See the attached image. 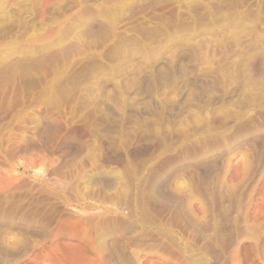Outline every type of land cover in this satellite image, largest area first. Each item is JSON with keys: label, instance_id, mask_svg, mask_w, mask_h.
I'll return each mask as SVG.
<instances>
[{"label": "rangeland", "instance_id": "374dc122", "mask_svg": "<svg viewBox=\"0 0 264 264\" xmlns=\"http://www.w3.org/2000/svg\"><path fill=\"white\" fill-rule=\"evenodd\" d=\"M261 105L264 0H0V201L74 213L0 221L7 264H102L111 229L128 264H264Z\"/></svg>", "mask_w": 264, "mask_h": 264}, {"label": "bare ground", "instance_id": "6f19581e", "mask_svg": "<svg viewBox=\"0 0 264 264\" xmlns=\"http://www.w3.org/2000/svg\"><path fill=\"white\" fill-rule=\"evenodd\" d=\"M179 56H183V54L182 55H179ZM181 57H179V58H181ZM163 58V57H162ZM178 58V59H179ZM184 58V57H183ZM183 58H181V59H183ZM180 59V60H181ZM168 61L166 60V59H160V60H158V61H156V63H154V65H156L158 68H159V66H160V68L161 69H163L161 66H163V65H166V63H167ZM171 63V62H170ZM168 64H169V62H168ZM167 64V65H168ZM165 67V66H164ZM151 69L153 68V67H150ZM156 68V67H155ZM148 70V67L146 68V70H143V71H147ZM150 70V69H149ZM152 70H154V69H152ZM151 70V71H152ZM156 70H157V68H156ZM149 72V71H148ZM147 73V72H146ZM144 74V79L143 80H145L146 79V77H148L147 76V74H149V73H147V74ZM150 78H151V75H150ZM149 78V79H150ZM148 79V78H147ZM146 79V80H147ZM209 79V78H208ZM211 79V78H210ZM207 80V79H206ZM148 82H149V80H147ZM144 83H146V82H144ZM182 83V82H181ZM232 83H233V81H232ZM181 85V84H180ZM179 85V88L180 89H178L179 91H180V94H178V96L177 95H175V96H177V99H174V100H177L178 102L177 103H179L180 101H182V99H184V98H187V97H189L190 96V94H189V92H192V90L190 91L189 89V92H188V94L184 91V90H186L185 89V85H184V90L182 91V86H180ZM262 85V84H261ZM187 86V85H186ZM237 86V85H236ZM229 87H231V86H229ZM242 91V90H241ZM237 92H238V86L237 87H233L231 90H229V93L227 92L226 93V95L228 94V98L230 99L231 97H234V96H236V94H237ZM175 93V92H174ZM179 93V92H178ZM187 94L188 96L187 97H185L184 96V98H183V95L184 94ZM134 94V93H133ZM176 94H177V92H176ZM134 95H136V94H134ZM141 95V94H140ZM242 95V94H241ZM172 96V95H171ZM222 95H218L217 96V100H218V102L220 103L221 102V99L223 98V97H221ZM225 96V95H224ZM141 97V96H140ZM140 97H138L139 99H141ZM172 99V98H171ZM228 99V100H229ZM223 100V99H222ZM183 102V101H182ZM214 103H217V101L216 102H214ZM168 104V103H167ZM137 105V104H136ZM139 105V104H138ZM173 105V104H172ZM175 105V104H174ZM173 105V107H177L178 106V104H177V106H174ZM181 105V104H180ZM179 105V106H180ZM178 106V107H179ZM147 108V107H146ZM145 107H139V106H137V107H133L132 109H131V111L136 115V114H138V115H144V114H146L148 111H147V109H146ZM252 109V108H251ZM255 109V108H254ZM150 111V110H149ZM255 111V110H254ZM253 111V109H252V113L254 112ZM257 111V110H256ZM258 115L259 116H261L262 118H264V105H261V106H259L258 107ZM255 114V113H254ZM253 114V115H254ZM150 115V114H149ZM248 115V114H247ZM137 116V115H136ZM244 117H246V116H244ZM257 117V115L255 116V118ZM261 118V119H262ZM131 119V118H130ZM135 120V119H134ZM231 120V119H230ZM250 120H253V119H250ZM258 120V119H257ZM246 121V120H245ZM244 121V122H245ZM235 122V121H234ZM130 123V122H129ZM233 123V122H232ZM241 123V122H240ZM243 123V122H242ZM59 124V123H58ZM227 124V123H226ZM253 124V121H251V122H247V124H246V126L247 127H250L251 125ZM237 125H240L239 124V122H238V124H236V126ZM230 126H231V124H230ZM233 128H235V127H233ZM241 128V127H240ZM232 130V129H231ZM212 132V131H211ZM32 133V132H31ZM211 133H209V135H210ZM255 134H257L254 138V140L255 141H263L262 139L260 140V138H261V136L262 135H260V132L259 133H255ZM204 135H206V134H204ZM207 135H208V133H207ZM73 136V135H72ZM202 136H200V138H201ZM207 137H209V139L207 138ZM206 138L208 139V140H210V144L214 147V148H212V149H217L218 147H217V139H218V136L216 135V136H207ZM195 138H197V137H195ZM203 138V137H202ZM204 138H205V136H204ZM220 138V137H219ZM189 139V138H188ZM187 139V140H188ZM198 139V138H197ZM196 139V142L198 141ZM206 139V140H207ZM222 139V138H221ZM253 139V138H252ZM194 140L195 139H193L192 141L194 142ZM204 140V139H203ZM207 140V141H208ZM253 140V141H254ZM183 141V140H182ZM184 141H186V140H184ZM190 141H191V138H190ZM189 141V144L188 143H183L182 144V152L184 151L185 153L186 152H196V151H198V150H200V149H202V150H204L205 149V147H203L202 145H204V143L200 140V141H198V143H196L195 144V146L194 145H192V144H190L191 142ZM205 141V140H204ZM206 141V142H207ZM14 142V141H13ZM209 143V142H208ZM255 143V142H254ZM207 144V143H206ZM205 144V145H206ZM253 144V143H252ZM257 144H259V142L257 143ZM14 146L16 145V144H13ZM254 145V144H253ZM13 146V147H14ZM207 146V145H206ZM12 147V148H13ZM16 147V146H15ZM210 147V146H209ZM12 150V149H11ZM260 151V150H259ZM184 155V154H183ZM228 156V155H227ZM214 158V157H213ZM212 159V158H211ZM207 160H208V158H207ZM209 161V160H208ZM207 161V162H208ZM212 162V161H211ZM215 162V161H214ZM200 162H198V164H199ZM205 163V162H204ZM209 163V162H208ZM216 163V162H215ZM191 165V164H190ZM201 165V164H200ZM196 166V165H195ZM198 166V165H197ZM204 167H205V165H203ZM201 167H202V165H201ZM213 167V166H212ZM196 168V167H195ZM198 168V167H197ZM198 169H200V168H198ZM202 169H204V168H202ZM202 171V170H201ZM200 171V172H201ZM204 171V170H203ZM200 175H202V174H199V178H200ZM202 177H204V175L202 176ZM201 177V178H202ZM158 180V177H155V179L153 180V182L155 183L156 181ZM201 180V179H200ZM204 180H206L205 178H204ZM203 179L201 180V181H204ZM207 181V180H206ZM205 182V181H204ZM202 183V182H201ZM207 183V182H206ZM9 184V181L7 180V181H4V180H2V179H0V191H4V188L7 186ZM152 184V183H151ZM150 184V185H151ZM145 190H146V188H145ZM210 191V190H209ZM211 192V191H210ZM206 193H207V191H206ZM212 194H214L213 192H211ZM210 193V194H211ZM147 194V197L149 198V200L150 201H152V202H154V203H157L158 202V204H160V199H159V197H158V195H157V192L155 191V189H154V187H149V189H148V191H147V193H145L144 195H146ZM41 197V196H40ZM148 198H146V199H148ZM46 201H47V199H46ZM150 201H148L149 203H150ZM212 203V202H211ZM148 204V203H147ZM151 204V203H150ZM16 205V204H15ZM39 205V204H38ZM156 205V204H155ZM165 205V204H164ZM215 205V204H214ZM162 206V204L159 206V207H161ZM169 206V205H168ZM164 208V207H163ZM166 209H168L167 207H165ZM170 209L172 208L173 209V207H169ZM70 209V208H69ZM49 210L51 211V206L50 205H48V207L47 206H37V207H32L31 209H30V211H28V212H25V213H23V215L20 217V219H17V218H15V215H16V212H18V208L17 207H15V206H12V207H10V208H8V207H5L4 206V203L2 202V201H0V221H2V222H9V223H11V224H20L21 223V225H23V227L27 230V231H31L32 230V228L34 227V226H36V225H38V222H41V224H40V226H43V224L47 221V220H50V219H56V220H58V222H60L62 225H71L72 223H74L73 222V214L70 212L71 210H69V211H65V212H63V213H61V211H60V213H55L54 215H52L51 213H49ZM63 211V210H62ZM73 211V210H72ZM210 212V211H209ZM54 213V212H53ZM175 213V212H174ZM177 213H178V211H177ZM180 214V213H179ZM178 214V215H179ZM208 215V214H207ZM211 216H212V218L215 220V224L214 223H212L213 224V226H215V228H214V231H213V228H211L212 226H210V229H209V227H208V225L209 224H207V222H206V224H205V226H206V228H204V227H199V228H195L196 230H195V232H196V234L198 233V235H200V236H205L206 237V235H210V234H208V232H209V230L211 231V229H212V231H213V235H214V237L212 236V235H210V236H212L213 238V240L214 241H212L211 240V243L210 244H207L208 245V247H212L214 244H215V242L217 241V239H218V236H217V234H221V232H218L217 233V229H219V228H217V227H219L220 226V223H221V221L223 222L224 220L227 222V220L226 219H224V220H222L221 218H220V216H219V214H217V213H213V214H211ZM208 217H210V216H208ZM208 217H205V218H208ZM181 218V217H180ZM184 219V217L182 218V220ZM186 220V219H185ZM206 220V219H205ZM208 220H210V222H211V219L210 218H208ZM207 220V221H208ZM213 220V221H214ZM72 221V222H71ZM188 221V220H187ZM114 222V221H113ZM112 222V223H113ZM212 224H210V225H212ZM223 224H225V223H223ZM223 224H221V227H222V225ZM188 225H189V223H188ZM191 225H192V223H191ZM219 225V226H218ZM193 226H196V224H193ZM203 226V225H202ZM191 227V226H190ZM208 227V228H207ZM228 227V226H227ZM192 228V227H191ZM193 229H194V227H193ZM219 230H222L221 228L219 229ZM211 231V232H212ZM226 231V230H225ZM114 229H111V232H110V236L113 234V236H111V237H106V238H104V240L100 243V245H99V251H100V254H101V256H102V258H100V259H102V264H128V262H127V260H126V257H125V255H124V253H123V251L121 250V248L119 247V243H118V241H117V239H116V235L114 234ZM194 232V233H195ZM211 232H209V233H211ZM217 237V238H216ZM221 238L223 237V236H220ZM220 237H219V239H220ZM218 239V240H219ZM223 240V239H222ZM221 240V241H222ZM13 255L12 254H10L9 252H7V251H4L3 249H0V264H7L8 263V261L10 260V257H12ZM87 264H100V263H97V261L96 260H88L87 261Z\"/></svg>", "mask_w": 264, "mask_h": 264}]
</instances>
